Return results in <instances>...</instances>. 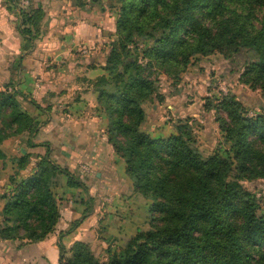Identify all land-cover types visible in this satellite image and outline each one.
<instances>
[{"label": "trees", "instance_id": "1", "mask_svg": "<svg viewBox=\"0 0 264 264\" xmlns=\"http://www.w3.org/2000/svg\"><path fill=\"white\" fill-rule=\"evenodd\" d=\"M4 1L18 14L22 50L29 53L44 33V6ZM118 2L109 9L116 38L102 55L104 74L91 83L96 108L107 119L108 144L124 160L135 192L152 201L151 228L102 258L90 243L76 242L69 251L59 246V264H264V213L246 186L264 181V111L248 117L230 92L209 101L205 108L215 112L225 148L208 156L198 146L201 125L192 118L176 120L168 137L144 130L145 106L166 100L160 75L177 86L197 60L215 54L238 67L240 84L264 97V0ZM72 6L82 11L87 5L73 0ZM21 95L8 87L0 92V146L28 134L32 147L42 124L24 110ZM46 156H36L34 173L26 176L34 154L25 150L10 159L16 168L3 197L0 242L44 241L61 219L56 189L62 178L68 188L84 187ZM1 160L6 156L0 150Z\"/></svg>", "mask_w": 264, "mask_h": 264}, {"label": "rangeland", "instance_id": "2", "mask_svg": "<svg viewBox=\"0 0 264 264\" xmlns=\"http://www.w3.org/2000/svg\"><path fill=\"white\" fill-rule=\"evenodd\" d=\"M84 1L87 5L86 9L95 8V12L97 13L95 15H102L104 18L103 22L105 25L108 24L107 30L102 32L101 30L97 32L92 31L89 34H86L87 38H84V40L80 42H78L75 37L71 40L69 35L67 37L62 36L60 34V28H62L61 31H63V27H60V25L58 27L59 30L56 28L54 32H51L50 28L53 25V21L51 20L52 17L57 20L58 24H61L62 19H65L63 18L64 14L62 15L61 11H64L66 8L69 12V16L70 14H74V7L72 6L73 0H45L42 4L46 12V19L43 25L44 33L41 36L42 38L36 43L38 45L41 40L44 39V41H46L47 37L50 36L53 41L57 43V47H60L61 44L66 46V53H64V56L66 55V61L70 64H75V62H84L86 64L89 63V65H98L97 67L100 69L99 73L101 76L104 74L102 69L105 66V63L101 61L103 60L102 55L110 50V44L116 38V19L114 12L109 9H111V5H114L112 6L113 8L117 7L119 5V0ZM100 10L103 11V14ZM49 16H51V18ZM67 20H71L70 23L72 24L74 23L75 18L69 17L66 21H64L65 24L68 23ZM57 52L59 54L63 53L62 51H59V48L57 49ZM30 54H28L29 57ZM5 57L7 58V56H4L3 58ZM96 60H98V63H95ZM15 61L19 62V59L16 57ZM41 61H46V58L44 59V57H42ZM59 66H61L60 69ZM64 66V64H58L56 60H52L49 69L52 68L50 70L54 71L56 81H65L64 79L67 70L65 69L66 66ZM57 70L61 72H58ZM88 70L89 69L86 70L84 67H77L72 72L73 76L71 75L70 77L72 79L75 78L84 82L86 81L87 87L90 89L89 91L92 92L93 83H91V81L94 82L97 78L95 75L91 76L90 72H87ZM237 72H239L237 66H232V64L226 61L221 55L215 54L213 56L197 60L195 64L191 66L182 76V81L177 86H175V84L165 75H160L159 87L160 91L166 96V100L163 104H156L155 106L153 104H147L145 106L147 122L144 125V130L153 137H168L174 131L173 123L176 120L180 118H192L201 125L197 129V140L198 146L204 156L210 155L212 152L221 147L225 148L223 138L219 130V124L216 121L215 112H208L205 108L209 101H212L215 97H219L220 94L226 95L230 92L242 101L243 104H245L248 111V117H253L256 112H260L261 109L264 111V97L261 92L252 91L248 87L240 84L238 82ZM71 78H67L66 80H72ZM89 78L92 80H89ZM38 101L41 102L39 98ZM25 103L27 105L25 107L30 112L29 115L33 117L31 113L37 112L39 108H37V106L32 102L25 101ZM58 105L56 104V107H58ZM94 105L95 108L91 109L90 114L93 112V116H95L98 121L102 119V122H105V127L102 125L101 128H99V139H95V146L90 148L87 157L93 158L94 156L97 158L101 156L104 159H109L111 155H113V160L115 161L113 163L114 172H109V175L104 172L103 179L99 180L96 177V173H99L100 170L93 169L89 164L90 162L88 160L86 161V159L77 161L75 169L65 166L62 167L56 158V156H61V146L59 145H54L55 150L46 151L45 155H47L46 157H48L50 161L59 164L62 168H67L69 174L71 173L75 178L82 181L84 187L81 188L82 190H80V195H74L73 197L75 198L73 202L75 205H79V202L81 201L83 202V200L87 198L86 194H88L92 196L90 199L92 204L88 205V207L90 206L89 209L91 211L94 209V212L99 213L100 217H104L105 213L109 214L108 218H105L100 224H98L99 227H96L98 229L95 233L89 230L86 234V239L81 237L80 240H77V236L78 234L80 235V231H75L74 229L68 232V234L72 233L70 241H66L63 237L64 235L60 234L58 249L59 246H62L69 251V249L76 242L90 243L94 254L98 258H102L108 249H111L112 251L118 250L124 247L138 231H148L151 228L152 201L145 199L141 194L135 192L133 183L126 175L124 160L115 155L111 145L107 144L108 142L105 133H101V130L105 132L107 119L105 115L98 110V107L96 108V103ZM152 107L154 111H152ZM60 110L63 111L62 108ZM42 124H44V122H42ZM79 126L80 124H78V127ZM103 135L106 138H103ZM46 136L47 134L42 132L39 127L32 135L31 140L47 138ZM98 152L99 156L96 155ZM33 169L34 168L32 167V171ZM27 174H31V169L29 172L27 170ZM102 182L104 183L102 184ZM63 183H67L66 177H63L61 180L62 186ZM62 186L56 189L57 198L60 200L59 191L63 188ZM88 186L90 189H88ZM246 186L254 191L257 199L259 200L262 212L264 213V181L256 184H247ZM116 189L121 190V192L115 191ZM82 194H84L83 198ZM116 197H119V200L122 203L121 205L125 204L126 211H123L124 208L122 206L121 208L116 207ZM59 203L63 205V203ZM106 205L110 208L107 212L104 210L108 208V206L106 208ZM91 226L94 227V223H92ZM54 235L55 232L50 234L42 242L30 244L27 259L28 264L31 261H35V264H53V259L49 258L50 250L43 251V247L46 243H49V240L54 238ZM89 239H91V241H89ZM71 241L73 243H71ZM46 248L49 249L50 246L46 245Z\"/></svg>", "mask_w": 264, "mask_h": 264}, {"label": "crops", "instance_id": "3", "mask_svg": "<svg viewBox=\"0 0 264 264\" xmlns=\"http://www.w3.org/2000/svg\"><path fill=\"white\" fill-rule=\"evenodd\" d=\"M30 1L33 5L37 6L38 4H43L45 0ZM73 9L74 14L72 12L73 15L70 14V16L66 8L64 11H61L62 15L64 14L63 18H65L62 19L61 24H58L57 20L52 17L51 20L53 21V25L50 28L51 32H54L56 28L58 29L60 25V27H63V31H61L62 28H60V34L62 36L67 37L69 35L71 40L75 37V39L80 42L84 40V38H87L86 34L92 31L97 32L101 30L102 32L107 30L108 24L105 25L103 22L104 18L101 14L95 15L97 14L95 8L82 11L75 8ZM100 11L103 14V11ZM49 17L51 18V16ZM69 17L75 18L74 23L71 24V20H67L68 23L65 24L64 21ZM18 20L17 12H10L7 9L5 1L0 0V61H2L0 62V92L8 87L9 90L13 89L21 93V97H23L20 98V100H22L24 110L27 111L28 114L30 112L25 107L27 106L25 101L30 102V99L35 100L39 105V109L37 112L31 114L33 117L41 120V122H44V124H41L40 128L42 132L47 134V138L31 140L32 147H30L29 144H27L28 134H23L25 136L11 137L5 140L0 146V150L6 156L5 161H0V225L2 224L1 211L6 204V199L3 197L8 195L10 191L11 186L9 178L14 174L16 168L10 159L17 157L18 153L21 151L24 152L26 150L35 156L27 169L28 172L31 169V173H34L32 167L36 164V156L44 155L48 150H55L54 145L61 146V156H56V158L62 167L65 166L75 169L77 161L86 159V161L88 160L90 162L89 164L93 169L100 170L99 173H96V177L99 180L103 179L104 172L108 173L107 175L110 174L109 172H114L113 163L115 162L113 160V155H111L109 159H104L99 156V152L96 154L99 156L97 158L94 156V159L87 157L90 148L95 146V139H99V128H101L102 125L105 127V122H102V119L98 121V119L93 116V112L90 114L91 109L95 108L96 94H94L93 91H89L90 89L87 87V82L75 78L72 79L70 77L71 75L73 76L72 72L75 68L84 67L86 70H90L87 72H90L91 76L95 75L97 78L100 76L98 65L96 64L97 66L94 68H89V63L75 62V64H70L66 61L67 59H65L66 55L64 56V53H66V46L61 44L60 47H57V43H55L50 36L47 37L46 41L43 39L38 45L36 43L35 48L25 54L22 50L23 38L18 30ZM58 48L59 51L63 53L59 54L57 52ZM56 53L58 54L55 55ZM28 54H30V57ZM4 56H7V58H3ZM16 57L19 59V62L15 61ZM21 57H23V59H20ZM42 57H44V59L46 58V61L42 62ZM53 59L56 60L58 64H64L66 66H64L67 70L65 81L55 80L54 71L50 70L52 68L49 69ZM95 63H98V60H96ZM60 68L61 66H59V69ZM67 78H71L72 80H66ZM91 78H89V80H92ZM38 98L41 102L38 101ZM56 104H59L58 107H56ZM61 108L63 111L60 110ZM78 124H80L79 127ZM101 133L104 134L105 132L101 130ZM103 138L106 137L103 135ZM27 170H24L22 174L29 175L27 174ZM103 183L104 182H102V184ZM62 187L63 188L59 191V197L61 198L60 202L63 203V205H61V219L56 227L54 238L49 240V243H46L43 247V251L50 250L49 258L53 259V264H59L58 240L60 234L64 235L63 237L66 241H70L72 233L68 234V232L73 228L75 231H80L77 240H80L81 237L86 239V234L89 230L95 233L98 229L96 227H99L98 224L109 216V214L105 213L104 217H100L99 213L94 212V209L88 213V204H92L90 200L92 196L88 194H86L87 198L84 199L83 202L81 201L79 205H75V203H73L75 198L73 197L74 195H80V190L82 189L68 188L66 183H63ZM88 189H90V187ZM115 191L121 192V190L117 189ZM83 195L84 194H82V198ZM115 200L116 207L121 208L122 206L124 208L123 211H126V206L125 204L121 205L122 203L119 197H116ZM107 206L108 205H106V208ZM109 209L108 206V208L104 210L107 212ZM92 223H94V227L91 226ZM89 241H91V239H89ZM71 243L73 242L71 241ZM46 245H49L50 248L47 249ZM29 246L30 243L25 241L22 243L19 241L0 242V264H28ZM29 264H35V261H31Z\"/></svg>", "mask_w": 264, "mask_h": 264}, {"label": "built area", "instance_id": "4", "mask_svg": "<svg viewBox=\"0 0 264 264\" xmlns=\"http://www.w3.org/2000/svg\"><path fill=\"white\" fill-rule=\"evenodd\" d=\"M21 5H22L23 7L28 6V1H26V0H22Z\"/></svg>", "mask_w": 264, "mask_h": 264}]
</instances>
